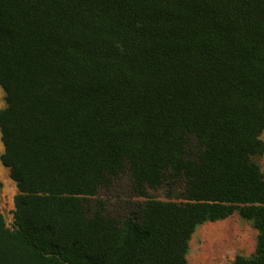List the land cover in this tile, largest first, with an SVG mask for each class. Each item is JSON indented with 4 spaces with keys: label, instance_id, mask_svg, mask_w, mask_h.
<instances>
[{
    "label": "trees",
    "instance_id": "trees-1",
    "mask_svg": "<svg viewBox=\"0 0 264 264\" xmlns=\"http://www.w3.org/2000/svg\"><path fill=\"white\" fill-rule=\"evenodd\" d=\"M0 86V264H187L235 212L264 264V0H0Z\"/></svg>",
    "mask_w": 264,
    "mask_h": 264
},
{
    "label": "rangeland",
    "instance_id": "rangeland-1",
    "mask_svg": "<svg viewBox=\"0 0 264 264\" xmlns=\"http://www.w3.org/2000/svg\"><path fill=\"white\" fill-rule=\"evenodd\" d=\"M5 106V93L0 86V108ZM1 136V135H0ZM264 140V129L261 133ZM3 145L0 139V155ZM260 168L264 172V154L257 158ZM126 179L117 183V189L126 191ZM17 193L15 182L9 176V170L0 161V211L8 227L13 222V198ZM180 194L178 185L169 189L163 185L156 189H149L148 195L155 199L177 198ZM213 232L222 234L217 240ZM256 229L250 220L244 219L236 212L229 217L216 221H205L197 225L190 237L187 259L190 264L196 261L209 264H231L235 255L250 256L254 253L256 244Z\"/></svg>",
    "mask_w": 264,
    "mask_h": 264
},
{
    "label": "crops",
    "instance_id": "crops-1",
    "mask_svg": "<svg viewBox=\"0 0 264 264\" xmlns=\"http://www.w3.org/2000/svg\"><path fill=\"white\" fill-rule=\"evenodd\" d=\"M225 219V218H224ZM257 235V232H255V236ZM187 257V256H186ZM187 264H190L188 259H187ZM192 264H209V263H206V262H200V261H196L195 263H192Z\"/></svg>",
    "mask_w": 264,
    "mask_h": 264
},
{
    "label": "bare ground",
    "instance_id": "bare-ground-1",
    "mask_svg": "<svg viewBox=\"0 0 264 264\" xmlns=\"http://www.w3.org/2000/svg\"><path fill=\"white\" fill-rule=\"evenodd\" d=\"M222 234H218L217 232H213V237L216 236L217 240L220 239Z\"/></svg>",
    "mask_w": 264,
    "mask_h": 264
}]
</instances>
